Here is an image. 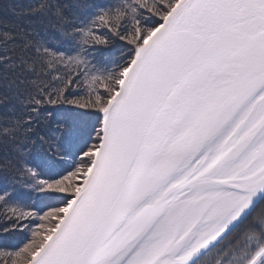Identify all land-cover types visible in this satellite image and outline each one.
<instances>
[{
	"label": "snow or ice",
	"instance_id": "1",
	"mask_svg": "<svg viewBox=\"0 0 264 264\" xmlns=\"http://www.w3.org/2000/svg\"><path fill=\"white\" fill-rule=\"evenodd\" d=\"M0 264H264V0H0Z\"/></svg>",
	"mask_w": 264,
	"mask_h": 264
}]
</instances>
